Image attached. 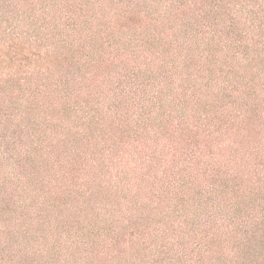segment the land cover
Returning a JSON list of instances; mask_svg holds the SVG:
<instances>
[{"label":"trees","instance_id":"obj_1","mask_svg":"<svg viewBox=\"0 0 264 264\" xmlns=\"http://www.w3.org/2000/svg\"><path fill=\"white\" fill-rule=\"evenodd\" d=\"M0 264H264V0H0Z\"/></svg>","mask_w":264,"mask_h":264}]
</instances>
